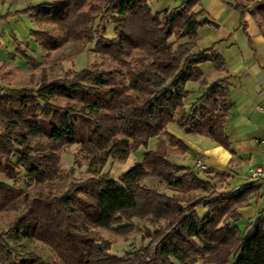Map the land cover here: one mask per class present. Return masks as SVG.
Returning a JSON list of instances; mask_svg holds the SVG:
<instances>
[{
  "label": "trees",
  "instance_id": "16d2710c",
  "mask_svg": "<svg viewBox=\"0 0 264 264\" xmlns=\"http://www.w3.org/2000/svg\"><path fill=\"white\" fill-rule=\"evenodd\" d=\"M150 1L54 0L20 11L53 26L54 32L31 30L45 50L70 40H95L94 51L118 58L128 81L96 63L69 69L35 89L0 87V174L13 180H0V212L22 203L10 228L0 233V264H264V210L246 231L236 224L242 217L238 209L261 186L248 182L218 191L211 180L168 158L175 146L188 149L167 131L174 122L231 149L225 79L209 83L201 67L212 62L222 69L224 59L212 49L195 51L199 27L213 23L199 19L200 0L156 12ZM248 1L229 2L245 26L250 14L264 36V0ZM103 20L113 25V37L106 26L95 25ZM190 81L200 82L204 92L188 111ZM154 137L156 148L127 169L119 184L106 173L76 181L75 165L81 162L75 158L67 173L70 183L61 192L43 196L17 186L22 170L38 182L60 179L68 144L78 143L91 164L104 165L126 160ZM151 178L171 193L146 183ZM102 228L124 236L141 233L148 242L120 256L111 253L113 242ZM19 239L45 244L54 260L18 252L10 240Z\"/></svg>",
  "mask_w": 264,
  "mask_h": 264
},
{
  "label": "crops",
  "instance_id": "0c3cea01",
  "mask_svg": "<svg viewBox=\"0 0 264 264\" xmlns=\"http://www.w3.org/2000/svg\"><path fill=\"white\" fill-rule=\"evenodd\" d=\"M182 1L151 0L150 5L154 4L156 9L162 10L176 7ZM229 1L200 0L195 8L201 12L199 19H207L213 24L199 27L195 36V51L212 49L214 54L224 59L222 69L212 62H205L201 67L209 83L225 79L226 101L229 104L225 132L231 149L206 135L188 133L174 122L169 124L167 131L188 149L182 151L175 146L170 149L168 158L195 171L196 161L202 159L208 170L197 173L211 180L218 191L236 190L248 182L259 184L261 190L249 197L248 205L238 209L242 217L236 224L242 230L246 225L243 230L246 231L264 210V176L259 180L251 178L253 170L261 168L264 171V36L250 14L244 17L245 26L241 12ZM196 84H200L201 96L204 89L200 82ZM191 105L186 106L188 111ZM215 175L221 177L212 179ZM195 264L206 263L199 260Z\"/></svg>",
  "mask_w": 264,
  "mask_h": 264
},
{
  "label": "rangeland",
  "instance_id": "374dc122",
  "mask_svg": "<svg viewBox=\"0 0 264 264\" xmlns=\"http://www.w3.org/2000/svg\"><path fill=\"white\" fill-rule=\"evenodd\" d=\"M52 1L54 0H0V87L35 89L44 80L64 77L69 69L91 68L96 63L106 72L115 71L119 81L127 82L128 79L123 75L125 68L118 58L104 57L94 51L95 40L92 42L70 40L61 48L49 52L31 36L32 29L54 32V28L51 24L40 23L34 17L20 11L30 5ZM247 2L250 1L247 0ZM151 8L155 12L161 11L156 9L157 7L154 4H151ZM95 25L99 26L100 29L106 26L107 35L109 37L114 36L113 25L109 24L107 20L97 21ZM196 83L198 81H190L187 84V88L190 90L189 96L185 100V106L187 107L200 96V84L197 85ZM55 102L63 103L61 99H55ZM156 141V137L152 138L147 147L142 146L135 149L124 161L110 159L104 165L91 164L89 159L78 151V143L68 144L62 151L61 164L65 169V173L60 179L38 182L33 178L27 177L22 170L17 186L22 190H30L43 196L61 192L70 183L67 173L75 165V158H79L81 162L80 165H75L76 181L85 180L92 174L100 175L106 173L119 184L120 177L127 169L135 162L142 161L147 150L156 148ZM0 180L13 183V180L7 179L3 174H0ZM146 183L158 186L161 190L171 193L166 190V186L160 183L157 178L147 179ZM111 190L117 191V188L115 187ZM21 207L22 203H19L18 208L14 210L0 212V233L10 228L12 222L20 214ZM200 211L202 214L205 212L202 208ZM134 221L135 223L140 222L139 219ZM141 223L142 226H150L144 221H141ZM244 228H246V225H243V230ZM101 233L104 237L112 240L111 253L120 256L127 254L130 250L134 251L142 248L148 242V240L143 239V234L141 233H132L124 236L106 228H102ZM10 243L22 254L34 251L49 262L54 260L51 251L43 243L29 239L10 240Z\"/></svg>",
  "mask_w": 264,
  "mask_h": 264
},
{
  "label": "built area",
  "instance_id": "2783aa9c",
  "mask_svg": "<svg viewBox=\"0 0 264 264\" xmlns=\"http://www.w3.org/2000/svg\"><path fill=\"white\" fill-rule=\"evenodd\" d=\"M195 168L197 171H207L208 170V166L206 165V163H204V161L202 159H198L195 163ZM264 176V171L261 168H257L255 170L252 171L251 173V178L253 180H259Z\"/></svg>",
  "mask_w": 264,
  "mask_h": 264
}]
</instances>
